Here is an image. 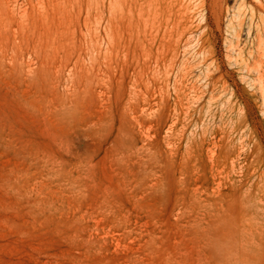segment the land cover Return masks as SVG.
<instances>
[{
    "label": "rangeland",
    "instance_id": "374dc122",
    "mask_svg": "<svg viewBox=\"0 0 264 264\" xmlns=\"http://www.w3.org/2000/svg\"><path fill=\"white\" fill-rule=\"evenodd\" d=\"M0 264H264V0H0Z\"/></svg>",
    "mask_w": 264,
    "mask_h": 264
},
{
    "label": "bare ground",
    "instance_id": "6f19581e",
    "mask_svg": "<svg viewBox=\"0 0 264 264\" xmlns=\"http://www.w3.org/2000/svg\"><path fill=\"white\" fill-rule=\"evenodd\" d=\"M234 258H236V257H234ZM235 261V260H234Z\"/></svg>",
    "mask_w": 264,
    "mask_h": 264
}]
</instances>
